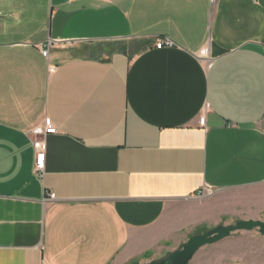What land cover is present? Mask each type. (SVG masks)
Masks as SVG:
<instances>
[{
  "label": "crops",
  "instance_id": "crops-1",
  "mask_svg": "<svg viewBox=\"0 0 264 264\" xmlns=\"http://www.w3.org/2000/svg\"><path fill=\"white\" fill-rule=\"evenodd\" d=\"M226 192L264 210V0H0V264L155 256Z\"/></svg>",
  "mask_w": 264,
  "mask_h": 264
},
{
  "label": "rangeland",
  "instance_id": "rangeland-1",
  "mask_svg": "<svg viewBox=\"0 0 264 264\" xmlns=\"http://www.w3.org/2000/svg\"><path fill=\"white\" fill-rule=\"evenodd\" d=\"M235 192H226L209 196L203 202L204 219L197 225L188 226L179 238L168 244L161 253L155 256L145 255L126 264H150L170 252L179 249L189 236L202 233L217 225L234 224L240 219H257L264 221V210L245 206L235 201ZM188 264H264V236L257 229L251 231H236L227 238L201 247Z\"/></svg>",
  "mask_w": 264,
  "mask_h": 264
},
{
  "label": "water",
  "instance_id": "water-1",
  "mask_svg": "<svg viewBox=\"0 0 264 264\" xmlns=\"http://www.w3.org/2000/svg\"><path fill=\"white\" fill-rule=\"evenodd\" d=\"M257 229L264 236V221L257 219H240L234 224L217 225L202 233L194 234L182 243L179 249L170 252L167 256L153 260L150 264H188L194 254L203 246L217 243L236 231H251Z\"/></svg>",
  "mask_w": 264,
  "mask_h": 264
},
{
  "label": "built area",
  "instance_id": "built-area-1",
  "mask_svg": "<svg viewBox=\"0 0 264 264\" xmlns=\"http://www.w3.org/2000/svg\"><path fill=\"white\" fill-rule=\"evenodd\" d=\"M211 2H214V0H211ZM173 45H174L173 42L170 41L169 39H158L155 42L156 49H162L164 47H172ZM47 52L48 50L46 48L41 49V53L44 56H47ZM206 113H207V108L205 107L204 111L202 112V114L199 116V119H198V123L200 126H204L205 124V114ZM55 133H56V129L48 118H45L43 123L33 130V134L36 136L45 135V134H55ZM33 150L35 154V171L37 172V174H40L43 168V160L45 157V150H44L43 143L39 140L33 141ZM198 194H199V197H205V196L210 195L211 191L203 189ZM47 199L53 200L54 194L48 193Z\"/></svg>",
  "mask_w": 264,
  "mask_h": 264
}]
</instances>
